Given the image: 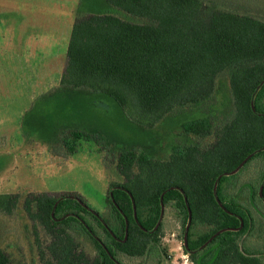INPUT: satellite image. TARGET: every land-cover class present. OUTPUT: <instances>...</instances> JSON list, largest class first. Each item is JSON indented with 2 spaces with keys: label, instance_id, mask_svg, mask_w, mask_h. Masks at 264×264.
<instances>
[{
  "label": "trees",
  "instance_id": "1",
  "mask_svg": "<svg viewBox=\"0 0 264 264\" xmlns=\"http://www.w3.org/2000/svg\"><path fill=\"white\" fill-rule=\"evenodd\" d=\"M104 3L105 12L78 15L61 87L110 97L128 121L153 129L187 109H210L219 78L226 75L228 113L219 118L209 112L184 122V133L197 141L174 148L170 158L158 159L136 148L120 151L117 169L124 182L108 193L112 222L79 196L46 193L23 199L0 194V215L12 216L22 202L44 264H123L120 253L143 257L160 243L162 205L173 202L186 227L184 192L192 211L190 231L208 228L196 238L189 233V248L184 249L193 264H264L263 255L243 248L256 222L251 209L223 193L224 184L244 166L256 158L264 161V85L257 91L264 81V19L221 10L214 0ZM70 135L71 140L67 142V136L64 141L69 152L75 151L77 141L98 139L78 130H70ZM202 140L213 142L205 146ZM218 179L217 196L224 207L214 194ZM257 195L256 190L249 195L255 211ZM87 217L102 231L94 230ZM241 219L243 227L235 230ZM83 240L92 244L91 251ZM0 264H11L3 250Z\"/></svg>",
  "mask_w": 264,
  "mask_h": 264
},
{
  "label": "rangeland",
  "instance_id": "2",
  "mask_svg": "<svg viewBox=\"0 0 264 264\" xmlns=\"http://www.w3.org/2000/svg\"><path fill=\"white\" fill-rule=\"evenodd\" d=\"M13 1L14 10H17L18 4L27 2ZM49 1L50 4H59L65 20L69 19L66 13L73 11L76 14L81 4L82 7L88 5L86 0ZM214 1L220 3L221 10L229 9L233 13H246L264 19V0ZM92 2L94 9L96 0ZM229 2L232 3L227 4ZM99 6L101 12L108 9L105 5ZM2 8L0 0V11ZM92 8L89 6L86 10ZM5 11L7 9L2 13ZM9 51L7 46L0 44V194H17L22 199L27 195L43 193L79 196L111 222L115 218L108 193L113 185L124 182L117 169L120 151L136 148L158 159L170 158L174 148L197 141L184 133V122L209 112L222 118L231 105L229 79L224 75L219 78L210 109L209 106L190 108L153 129H147L128 121L110 97L94 96L83 90L60 94L62 65L20 63L21 59L14 54L16 49H13L14 57ZM47 68L49 80L45 79ZM45 89L48 91H43ZM42 91L45 94L37 96ZM70 130L97 135L98 139L92 137L77 141L75 151L69 152L64 141L67 136L70 137L67 142L71 140ZM201 142L207 146L213 140ZM263 169V159L252 160L228 179L223 193L227 200L235 198L251 209L256 222L253 231L244 238L243 248L264 256V217L258 213V210L264 213V200L257 195L255 204L258 210L255 211L249 198L253 190L258 194L263 182ZM21 203L12 216L5 218L0 215V250L9 255L11 264H44L38 255L32 222L23 214ZM183 218L175 204L169 203L164 209L160 243L143 257L120 253L119 259L123 264H193L184 249ZM87 219L94 230L102 231L94 219ZM39 231L43 241V233L41 229ZM207 231L206 226H198L190 232L192 238H196ZM83 243L88 251L93 249L88 240H83Z\"/></svg>",
  "mask_w": 264,
  "mask_h": 264
},
{
  "label": "crops",
  "instance_id": "3",
  "mask_svg": "<svg viewBox=\"0 0 264 264\" xmlns=\"http://www.w3.org/2000/svg\"><path fill=\"white\" fill-rule=\"evenodd\" d=\"M25 1L27 2L23 5L18 4L16 6L17 10H14L13 0H1L3 8L0 11V15H2L0 44L7 46L10 49V56L14 57L15 54V56L19 57L21 59L19 61L20 63H34L40 66H48L49 64L62 65L60 71L61 74L59 76L61 83L67 62V51L71 40L73 26L78 15L82 13V11H84L83 13L101 12L98 8L100 7L99 4L105 5L104 0H96L94 9L92 8V4L94 3L92 2L93 0H86L88 5L82 7L81 4L79 11L77 10L76 14L73 11L71 14L70 12L66 13L69 15L68 20L64 19V11H62L58 3L50 4L49 0ZM89 6L92 9L87 11L86 8H89ZM4 7L6 8L4 9ZM6 9L7 11L2 13ZM18 48L19 51H17ZM13 49H16L14 54ZM26 58H31V60ZM51 69L52 67H50V70ZM46 71L48 72V75L45 76V79L49 80L50 74L48 68ZM53 76L54 75L51 77ZM61 89L62 92L60 91V94L62 95L82 91H72L63 87ZM43 91L47 92L48 89ZM43 91L38 92L37 96L45 94Z\"/></svg>",
  "mask_w": 264,
  "mask_h": 264
},
{
  "label": "water",
  "instance_id": "4",
  "mask_svg": "<svg viewBox=\"0 0 264 264\" xmlns=\"http://www.w3.org/2000/svg\"><path fill=\"white\" fill-rule=\"evenodd\" d=\"M264 85V81L260 84V86L258 87V89H257V91L260 89V87L261 86H263ZM256 91V92H257ZM255 95H256V93L254 94V97L252 98V107H253V109H254V107H255ZM249 158V157H248ZM247 158V159H248ZM247 159L239 166V167H237L233 172H231V173H229V175H232V174H235L236 172H238L242 167H243V165L246 163V161H247ZM218 183H219V179L216 181V183H215V185H214V194H215V197H216V199H217V201H218V203L221 205V207H224L223 206V204L221 203V201L219 200V198H218V196H217V186H218ZM263 190H264V180H263V182H262V184H261V186H260V188H259V196L263 199ZM183 195H184V199H185V204H186V207H187V210H188V221H187V224H186V227H185V231H184V247L186 248V249H188L189 248V246H188V239H189V233H190V227H191V223H192V211H191V207H190V204H189V202H188V198L185 196V193L183 192ZM111 196H112V193H111ZM164 209H165V207H164V205H162V213H161V218H160V221H159V223H158V226L160 225V223L162 222V219H163V216H164ZM134 216H135V219H136V209H135V207H134ZM243 224H244V222H243V220L241 219V225H240V227H238V228H236L235 230H240L242 227H243ZM126 231H128V227L126 226ZM220 233V232H219ZM219 233H217V234H219ZM216 234V235H217ZM215 235V236H216ZM214 236V237H215ZM214 237H212L207 243H205L201 248H200V250L201 249H203L204 247H206L210 242H211V240L214 238ZM127 239V233H126V238H125V240Z\"/></svg>",
  "mask_w": 264,
  "mask_h": 264
}]
</instances>
